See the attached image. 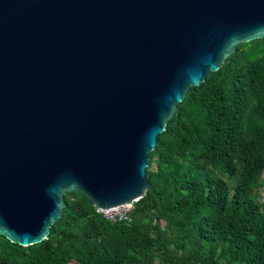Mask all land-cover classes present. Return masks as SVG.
I'll return each instance as SVG.
<instances>
[{"label":"water","instance_id":"1","mask_svg":"<svg viewBox=\"0 0 264 264\" xmlns=\"http://www.w3.org/2000/svg\"><path fill=\"white\" fill-rule=\"evenodd\" d=\"M263 38L264 0H0V236L42 242L68 192L144 197L177 105Z\"/></svg>","mask_w":264,"mask_h":264},{"label":"trees","instance_id":"2","mask_svg":"<svg viewBox=\"0 0 264 264\" xmlns=\"http://www.w3.org/2000/svg\"><path fill=\"white\" fill-rule=\"evenodd\" d=\"M148 158L149 187L126 220L65 193L42 242L0 236V264H264V201L253 193L264 172V38L189 89Z\"/></svg>","mask_w":264,"mask_h":264},{"label":"built area","instance_id":"3","mask_svg":"<svg viewBox=\"0 0 264 264\" xmlns=\"http://www.w3.org/2000/svg\"><path fill=\"white\" fill-rule=\"evenodd\" d=\"M133 203H128L124 204L122 206H119L117 208L113 209H99L95 208L96 213L102 214L105 218L115 221L116 219L118 220H126L127 219V214L132 210L133 208Z\"/></svg>","mask_w":264,"mask_h":264},{"label":"rangeland","instance_id":"4","mask_svg":"<svg viewBox=\"0 0 264 264\" xmlns=\"http://www.w3.org/2000/svg\"><path fill=\"white\" fill-rule=\"evenodd\" d=\"M225 179L230 182V179L225 175ZM253 193L257 197L258 201H264V172L256 175L253 178Z\"/></svg>","mask_w":264,"mask_h":264}]
</instances>
